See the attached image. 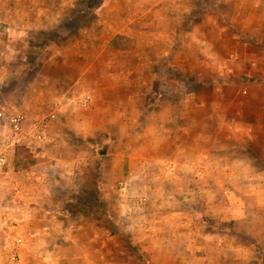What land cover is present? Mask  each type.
<instances>
[{"label": "clouds", "instance_id": "1", "mask_svg": "<svg viewBox=\"0 0 264 264\" xmlns=\"http://www.w3.org/2000/svg\"><path fill=\"white\" fill-rule=\"evenodd\" d=\"M0 264H264V0H0Z\"/></svg>", "mask_w": 264, "mask_h": 264}]
</instances>
